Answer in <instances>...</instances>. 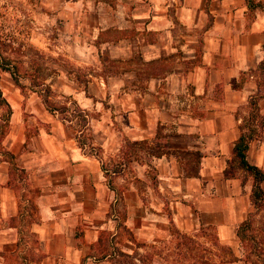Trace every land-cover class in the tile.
I'll use <instances>...</instances> for the list:
<instances>
[{
  "label": "crops",
  "instance_id": "crops-1",
  "mask_svg": "<svg viewBox=\"0 0 264 264\" xmlns=\"http://www.w3.org/2000/svg\"><path fill=\"white\" fill-rule=\"evenodd\" d=\"M60 6L67 55L85 76L66 71L56 94L69 117L34 92L8 98L16 129L6 134L10 157L0 153V264L15 261L26 233L36 238V264H81L106 234L131 252L167 237L166 209L180 232L210 227L238 256L228 252L229 263L249 264L237 227L253 207L252 177L224 170L252 95L264 121V8L247 0ZM255 127L246 157L264 170V129Z\"/></svg>",
  "mask_w": 264,
  "mask_h": 264
},
{
  "label": "rangeland",
  "instance_id": "rangeland-1",
  "mask_svg": "<svg viewBox=\"0 0 264 264\" xmlns=\"http://www.w3.org/2000/svg\"><path fill=\"white\" fill-rule=\"evenodd\" d=\"M60 8V0L57 2L55 0H0V35L4 38H11L16 43L22 41L25 46L33 45L44 54L45 57L40 58L41 61L46 62L52 68V70H48L50 76L46 79V82L55 79V83L51 85L52 94L50 98L52 104L57 107L60 116L69 117L67 110L62 109V106L65 105L62 102L64 99L57 97L56 94L60 92L59 88L62 86L61 84H63L67 73L83 78L86 69L84 67H76L72 58L67 55L69 45L62 35L64 30L63 17H58L56 14ZM10 56L13 58V63L19 64L23 75L21 80L24 83V87L22 91L15 85L10 73L3 71L0 73V88L4 96L8 100L12 95L15 98H21L22 95L26 100V97H29L34 92L38 96L36 99L43 102L42 96L28 87L30 78L24 70L26 63L17 61L16 58H19V55L17 57L15 53H10ZM20 58L27 59L23 55H20ZM250 108V100H248V103L241 107L240 112H248ZM29 115L26 111L22 113L26 120L29 119ZM245 117H247V113H245ZM76 121L78 125V117ZM28 122L30 124L28 128L32 130L34 128L33 120L30 118ZM15 124L10 122V115H7L5 103L0 100V153L8 157H10V154H7L4 149L6 134L12 129H16ZM237 175L244 177L246 173L238 170ZM251 220L246 234H253L255 238L260 239V227H264L263 212H255L251 216ZM24 236L26 240L19 246L15 261L10 264H36L35 260L41 255L33 248L36 238L29 233ZM194 240L195 243L189 248L184 244L180 246L176 233L170 230V233L163 241L154 244L148 243L147 246L141 247L139 250L143 251L145 248L150 253V260L154 264H231L228 262V249H226L225 245L218 242L215 231L212 228L200 229L195 234ZM109 242L111 240L107 234L102 236L101 245L111 249ZM251 246L252 240L250 238L240 242L241 253L244 257L252 250ZM93 252L98 256L99 250L96 246ZM95 260L93 257L86 258L84 264H111L106 259ZM234 264L243 263L237 262Z\"/></svg>",
  "mask_w": 264,
  "mask_h": 264
},
{
  "label": "trees",
  "instance_id": "trees-1",
  "mask_svg": "<svg viewBox=\"0 0 264 264\" xmlns=\"http://www.w3.org/2000/svg\"><path fill=\"white\" fill-rule=\"evenodd\" d=\"M247 1L250 7L260 6L264 8V4L262 2L256 0ZM10 53H15L17 57L19 55V58H16L17 61L26 63L24 70L26 75L30 78L28 83L29 89L42 96V100L49 110H57V107L52 104V100L50 98L52 94L51 84L46 82V79L50 76V72L48 70H52V68L40 59L45 57L44 54L33 45L25 46L22 41L16 43L13 39L4 38L0 35V73L3 71L9 72L15 85L22 89V91L24 83L21 78L23 75L21 74L19 64L12 62L13 58L10 56ZM20 55L26 56L27 59L24 60L20 58ZM262 68L264 70V59L262 60ZM257 96L258 95H252L249 99L251 108L248 117L244 121V125H246L247 128L242 127L240 135L234 142L231 157L229 158L228 164L224 170L226 177L236 176L238 170L249 173L252 177L250 199L253 209L248 212L247 217L237 227V234L242 242L246 238H250L252 240V250H250V252L244 257V259L250 262V264H264V227H260V239L255 238V235L253 234H246V230L249 228L252 221L251 216L255 212L259 211H262L264 216V188L262 186V181L264 180V170L259 166L250 163L246 157L249 140L255 133H257L255 124H260L262 126L261 128L264 129V121L257 109ZM0 100L5 103L7 115L9 116L12 112V106L2 93L1 88ZM62 107V109L67 110L66 105H63ZM73 114L78 117L79 126H83L85 123L84 114L77 108L73 109ZM78 142L82 145L84 138L78 136ZM165 150L168 151L167 148H165ZM242 179H244V177H242ZM167 212L170 216V230L176 233L178 237V244H180V246L184 244L188 248L193 246L195 243L194 236L180 232L172 223L170 210L167 209ZM101 239L102 238L100 237L96 244L90 247V251L82 257L81 264H84L87 257H93L96 259L95 261L106 259L110 261L111 264H154V262L150 260V253L147 252L145 248L143 251L139 250V247H144L145 243L136 242V248L129 252L116 245H111V249H108L105 245H101ZM95 246L99 250L98 256H96L93 252ZM225 247L230 253L229 260L238 258L229 246L225 245Z\"/></svg>",
  "mask_w": 264,
  "mask_h": 264
}]
</instances>
